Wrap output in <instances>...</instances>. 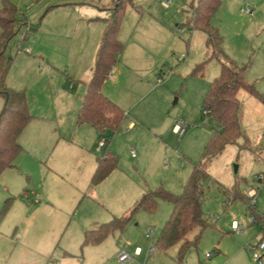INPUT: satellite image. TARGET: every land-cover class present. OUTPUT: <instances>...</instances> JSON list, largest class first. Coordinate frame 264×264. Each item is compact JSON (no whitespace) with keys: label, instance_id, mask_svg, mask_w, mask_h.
<instances>
[{"label":"rangeland","instance_id":"obj_1","mask_svg":"<svg viewBox=\"0 0 264 264\" xmlns=\"http://www.w3.org/2000/svg\"><path fill=\"white\" fill-rule=\"evenodd\" d=\"M10 1L17 7V19L24 22L26 11L37 0ZM116 1L54 4L44 14L40 31L38 24L37 29L21 24L8 44L5 55L11 64L7 75L26 90L33 121L20 136L23 150L16 168L0 179L1 189L7 184L17 189L13 197L0 189V264H121V252L131 255L127 264H259L252 254L253 248L264 243V106L245 91L239 93L245 137L228 144L208 163L209 178L202 182L203 210L212 225L202 231L182 262L180 245L166 253L154 249L173 208L161 199L155 212L139 210L123 229L101 243H85L86 230L128 217L143 193L161 188L181 194L216 129L205 111L204 97L220 75L221 64L217 58L209 59L212 52L206 35L191 24L197 0H171L168 8L163 0H123L118 39L124 51L116 64L119 80L108 79L105 85L112 100L135 104L136 116L126 113L116 131L102 134L108 141L103 150L98 142L95 147L82 127L78 131L81 141H75V152L86 149L95 157L109 153L117 158L118 167L91 187L86 166L60 164L57 156L66 146L60 137L73 136L80 105L64 91L79 93L81 83L75 74L84 72L79 73L89 65L95 43L103 38L105 25L98 16L110 13L99 11ZM211 22L223 38L225 54L239 66L248 65V81L264 93V0H222ZM34 44L37 51L45 44L57 47L59 61L53 63L60 77L53 81L44 77L45 63L31 47ZM78 47L85 60L76 55ZM28 75L34 80L29 83V95L24 83ZM2 103L0 97V110ZM53 111L63 115L62 122L52 118ZM131 121L136 127L128 129ZM181 121L187 128L177 134L173 127ZM46 147L49 152L44 151ZM54 148L57 152H52ZM52 153L54 162L50 163ZM43 181L50 202L30 194L31 190L41 194ZM233 187L244 199L227 193ZM252 190L256 191L254 204L248 197ZM234 222L243 223L246 232H234ZM200 232L195 228L188 238L194 240ZM137 249L140 256L134 255ZM261 255L264 264V251Z\"/></svg>","mask_w":264,"mask_h":264},{"label":"trees","instance_id":"obj_2","mask_svg":"<svg viewBox=\"0 0 264 264\" xmlns=\"http://www.w3.org/2000/svg\"><path fill=\"white\" fill-rule=\"evenodd\" d=\"M221 3L222 0H197L191 19L193 29L206 35V45L212 52L209 59L217 58L221 64L220 75L212 81L204 97L205 111L214 119L216 129L205 147L202 161L194 165L192 175L181 194L174 195L161 188L143 193L131 208L128 217L114 218L109 223L86 230V244H99L116 230L123 229L131 216L139 210L155 212L159 199L170 202L173 208L154 249L166 253L171 247L180 245L179 260L182 262L185 252L200 240L202 231L212 225L203 210L202 182L209 178L208 163L228 144H234L245 137L241 125L239 93L247 92L264 106V93L258 92L254 84L248 81V65H237L222 49L223 38L219 29L211 22ZM109 9L110 16L102 19L105 24L104 35L77 115V124H88L99 131H116L124 118L123 110L102 93L103 85L124 51V44L118 39L125 11L124 1L117 0ZM22 22L17 19L15 4L10 0H3L0 7V97L4 100L0 114V175L15 167V161L23 150L19 137L32 118L25 91L10 88L6 80L11 59H7L5 53ZM117 167L118 160L115 156L107 153L100 157L90 186L100 184ZM226 191L244 199L236 187ZM195 228H200L201 232L194 240H190L188 237Z\"/></svg>","mask_w":264,"mask_h":264},{"label":"crops","instance_id":"obj_3","mask_svg":"<svg viewBox=\"0 0 264 264\" xmlns=\"http://www.w3.org/2000/svg\"><path fill=\"white\" fill-rule=\"evenodd\" d=\"M66 0H40V1H36L35 2V4L32 6V7H30L27 11H26V15L23 17V20H24V22H22V25H26L27 27H30V29H31V27L32 28H36V24H38V25H40V28H39V31H40V29H42V24H43V18L45 17V13L46 12H48V11H50L52 8H54L55 7V5L54 4H59V3H62V2H65ZM73 4H75V3H73ZM110 8V7H109ZM105 9V10H103V11H99V12H104V11H110V9ZM50 9V10H49ZM243 10V9H242ZM254 11L253 10H251L250 11V13L252 14ZM105 17H102V16H98V18L99 19H106V18H108L109 16H110V13H109V15L108 16H106V15H104ZM19 20H22V18H20ZM105 25V24H104ZM37 29V28H36ZM35 29V30H36ZM104 31H105V27H104V30H102V32L104 33ZM103 33H99L100 34V36H101V38H102V34ZM100 42H102V40L100 41ZM28 44H29V42H28ZM84 44H86L87 45V43L84 41ZM99 44H101V43H99V41H97V43H95V49H94V51H93V54H92V59L91 60H89V65H87V67L86 66H84V68H82L81 70H80V72L79 73H81V71H84L83 73H81V74H79L80 76H76V74H75V80L76 81H80V86H79V88L77 89V92H79V93H75L74 95L73 94H71L70 92H66V91H64L65 93H66V95H67V97H71V98H74L75 100L76 99H78V101L80 102V105H78V107L76 108V113H75V116H76V131H75V129H74V133H73V136L71 137V139H65V137H63V136H61L60 137V142H64V143H66V146H62V148H61V150H60V152L58 153V156H57V158H59L60 160H61V162H60V164L61 165H64L65 167H67V163H68V165L70 166L71 165V167L72 168H75V166H81V165H83L84 167L86 166V171H85V174H87L86 176H88V178H89V180H91V177H92V175H93V173H94V171H95V169H96V167H97V161H98V159L100 158L99 156H97V157H95L93 154H91V153H89V152H87L86 151V149H82L80 152H75V147H77V145L75 144V141H81V136L82 135H80L79 133H78V131H79V129L82 127L83 129H84V131L85 132H87V134L88 135H91V138L93 139V142L95 143V147H96V145H97V142H98V147H100L101 148V150H103L106 146H107V144H108V141L106 140V139H104L103 137H102V134H104V133H106L107 131H109V130H106V131H99V130H97V129H95V128H93L92 126H90V125H88V124H82V125H79V124H77V115H78V111H79V109H80V106H81V101H82V97H83V95L85 94V92H86V89H87V85H88V82L90 81V79H91V76H92V73H93V69H94V65H95V61H96V57H97V52H96V50H98L99 49V47H100V45ZM49 45V44H48ZM48 45H44V46H42V49H39L38 51L35 49V44L32 46L31 45V47L32 48H34L35 49V51H36V54H38V59L40 60V62H42V64L43 63H45V74H44V77L46 78H50V80L51 81H53V79L56 77H60V74H58L59 73V71H60V69H58V67H56L55 65H54V63L53 62H57V61H59V59H58V57H56V54H57V51H56V48L57 47H50V45H49V48H48ZM80 45H81V42H80ZM30 46L29 47H25L26 48V50H25V52H27V53H29L30 52V48H31ZM98 48V49H97ZM54 50V51H53ZM84 52H83V49L82 48H80V47H78L77 49H76V55L79 57V59L80 60H82V59H84V58H82L81 56H82V54H83ZM121 57V56H120ZM35 60V59H34ZM85 60V59H84ZM33 62V61H32ZM117 67H118V65L117 66H115L114 68H113V70H112V72H111V75H110V77H109V80H111V81H115V82H117L118 80H119V77H118V70H117ZM36 72V71H35ZM55 78V79H56ZM33 78H32V76L31 75H28V76H26V80L24 81V83L26 84V89L28 90V95H29V92H30V89H29V83L31 82V81H34V80H32ZM7 84H8V86L10 87V88H13V89H15V88H18L17 87V85H16V83H13L14 81H13V78L10 76V74L9 75H7ZM110 82V81H109ZM24 83H21V84H24ZM106 84V83H105ZM103 85V87H102V93L105 95V96H107L109 99H111L109 96H111V93H110V91H109V89L108 88H106V85ZM21 86L22 85H20V88H21ZM16 90H21V89H16ZM61 90V89H60ZM108 92V93H107ZM25 93H26V90H25ZM26 97H27V93H26ZM112 100V99H111ZM122 99H120V100H118V99H113L112 101L113 102H115L122 110H123V112H124V115H126V113H131V114H133V110H135V108H136V106H135V104H130V105H123L120 101H121ZM27 103H28V98H27ZM1 106V105H0ZM3 107H4V100H3V103H2V109L0 110V114H1V112H2V110H3ZM28 107H29V105H28ZM127 109L128 111H125L124 109ZM30 109V108H29ZM134 115V114H133ZM58 116H60V117H58ZM63 115H61V114H58V112H56V111H53V113H52V118H55L57 121H60V122H62L63 121V119H64V117H62ZM134 116H136V115H134ZM60 118V119H59ZM75 119V118H74ZM46 120V119H45ZM33 121V118H31V120H30V122L28 123V125L31 123ZM136 124H135V122L134 121H131L129 124H128V129H132V128H135L136 126H135ZM177 125V124H176ZM176 125H174V127H173V131H174V128H175V126ZM87 127V128H86ZM89 127V128H88ZM90 129H92V130H90ZM175 132V131H174ZM22 135V134H21ZM20 135V136H21ZM20 138L21 137H19V144L21 145V147H22V144H21V142H20ZM104 141V145L103 146H101V143ZM59 142V143H60ZM61 143V144H64V143ZM65 145V144H64ZM97 147V148H98ZM23 149V148H22ZM99 149V148H98ZM44 151L45 152H49V148L48 147H46L45 149H44ZM83 151V152H82ZM52 152H57V151H55V148L52 150ZM107 154V153H106ZM49 158H48V160L49 159H51L52 160V162H51V160H50V163H53L54 162V153H52V155H49L48 156ZM18 158V157H17ZM75 158L76 159H78V161H75ZM16 161H17V159H16ZM16 161H15V164H16ZM76 164V165H75ZM16 168V165H15V167L14 168H10V169H7V170H5L1 175H0V179L2 178V177H6V173H7V171H10V170H14ZM113 172V171H112ZM8 175V174H7ZM5 182V181H4ZM3 182V183H4ZM44 187H45V181H43V183L41 184V188H40V190H42L41 191V194L38 192H34L33 190H31L30 191V194H33L35 197L36 196H42L43 197V199L44 200H47L48 202H50L49 201V199L48 198H46V195H45V193H44ZM1 189V188H0ZM2 190V192L4 193V195H6V196H11V197H13V195L12 194H14L15 192H17L16 190V187H11V185L10 184H7V186H5V187H3V189H1ZM26 192H28V191H26ZM26 196H28V194H24V197H26ZM9 198V197H8ZM134 255L135 256H140V255H136L135 254V252H134ZM119 260V259H118ZM120 262V261H119ZM128 263V262H127ZM127 263H125V264H127ZM122 264V263H121Z\"/></svg>","mask_w":264,"mask_h":264},{"label":"built area","instance_id":"obj_4","mask_svg":"<svg viewBox=\"0 0 264 264\" xmlns=\"http://www.w3.org/2000/svg\"><path fill=\"white\" fill-rule=\"evenodd\" d=\"M171 3V0H163L162 1V5L165 7V8H168L169 5ZM187 128V124L184 123V122H179L175 128H174V131L177 133V134H183L185 129ZM104 145V141L101 143V146ZM134 152V151H133ZM133 156H135V154L133 153ZM255 196H256V191L255 190H252L248 193V197L250 199V202L252 204L255 203ZM255 222L254 218H251V224H253ZM232 229L234 232L236 233H244L246 232V228L244 226L243 223H238V222H234L233 225H232ZM153 251V250H152ZM264 251V243H260L258 246H256L255 248H253V258L254 260H256L259 264H263L262 262V257L263 255H261V252ZM135 254L136 255H139L140 254V249H137L135 251ZM120 263L122 264H125L127 262H129L132 257L129 253H125V252H121L119 254V257H118Z\"/></svg>","mask_w":264,"mask_h":264},{"label":"water","instance_id":"obj_5","mask_svg":"<svg viewBox=\"0 0 264 264\" xmlns=\"http://www.w3.org/2000/svg\"><path fill=\"white\" fill-rule=\"evenodd\" d=\"M235 171H237V167L235 168Z\"/></svg>","mask_w":264,"mask_h":264}]
</instances>
